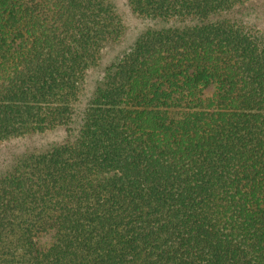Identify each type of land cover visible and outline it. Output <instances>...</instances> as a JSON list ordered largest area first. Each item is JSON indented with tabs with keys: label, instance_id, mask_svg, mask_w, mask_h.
Returning <instances> with one entry per match:
<instances>
[{
	"label": "trees",
	"instance_id": "trees-1",
	"mask_svg": "<svg viewBox=\"0 0 264 264\" xmlns=\"http://www.w3.org/2000/svg\"><path fill=\"white\" fill-rule=\"evenodd\" d=\"M0 264H264V0H0Z\"/></svg>",
	"mask_w": 264,
	"mask_h": 264
},
{
	"label": "rangeland",
	"instance_id": "rangeland-1",
	"mask_svg": "<svg viewBox=\"0 0 264 264\" xmlns=\"http://www.w3.org/2000/svg\"><path fill=\"white\" fill-rule=\"evenodd\" d=\"M126 14H127L125 17L126 24L128 25V28L130 30L128 32V37H129L130 35L132 36L137 30L140 29V27L142 26V23L137 17H135L132 14H129V12L126 11ZM35 142H37L36 138H31L28 140H17V141H14V143L9 144L7 148L14 150L15 152H18L19 150H22L24 146L32 145Z\"/></svg>",
	"mask_w": 264,
	"mask_h": 264
}]
</instances>
